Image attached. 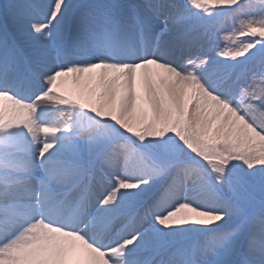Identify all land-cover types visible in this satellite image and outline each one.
Instances as JSON below:
<instances>
[{
	"label": "bare ground",
	"instance_id": "1",
	"mask_svg": "<svg viewBox=\"0 0 264 264\" xmlns=\"http://www.w3.org/2000/svg\"><path fill=\"white\" fill-rule=\"evenodd\" d=\"M78 1L80 0L0 1V47L3 50L4 45L9 41L8 44H11L12 51L20 50L24 53L25 59L31 58L36 64L42 63L40 62L41 59H49L47 57L53 53L58 55L62 63L57 67L64 70L62 79L67 84L69 97L78 103L76 106L83 109L86 115L83 121H77L82 123L81 139L85 149H89L88 147L92 144L91 140L88 141V137L90 135L95 136L98 126L100 127L102 122L112 123V119L116 118V115H118V121L121 123L130 121L129 125H131L140 121L139 111L141 110L139 108L134 109L132 105L131 97L135 92L138 95H144L151 102L154 109L153 118L155 119L166 116L167 109L171 111V109L181 106L196 135L209 143H219L224 154L239 156L242 150L247 148L249 133L252 132L241 117L238 108L230 104V97L224 99L219 93H211L204 85V79L201 77L205 69H213L217 65L210 57L198 52L196 47H192L196 33L199 32L198 36H201L200 29L204 30L205 27H202L200 23L181 22L173 8L165 12L157 10L159 13L153 14L149 19L153 25L149 26L148 30H144L146 33L143 32L144 38L149 39L144 40L149 45L146 46L143 57L127 59L135 63L120 66L119 63L123 61L125 56L115 50L112 55H106L102 60L91 57L90 59L99 62V67L94 68L90 65L91 61L85 57L70 58L68 51L73 50L76 53L82 51L91 56L90 45L96 39L97 44L92 45V47L102 49L101 36L103 32H114L113 38L120 40V34L115 31V26L103 18L105 10L98 11L97 8L105 7L103 4L108 3L111 7V13L107 16L112 15L120 18L119 32L122 35L131 33L138 38L137 32L140 29L139 26H136L139 25L137 22L148 21L145 7L152 8L153 3L152 0H83L77 3ZM70 2L73 3L72 7L69 5ZM260 2L262 3L264 0H260ZM85 7L90 8L94 19H89ZM156 23L160 28H165L166 32L160 34L158 26H154ZM44 28L49 31L56 28L61 37L65 38V41L56 45L49 36L42 37L41 32ZM25 35H35V37L40 35V38L37 37L38 39L29 45V42L27 43L25 40ZM153 38L154 41L156 39L158 42V51L155 47L152 50L151 39ZM119 43L121 47L122 43L125 42ZM137 43L139 42L137 41ZM132 45L134 47L139 46L136 43H132ZM192 48L197 54L184 58L187 51ZM64 52H66V56L61 59ZM2 53L5 57L6 53L3 51ZM150 59L155 64L152 61L149 62ZM166 60L172 62L171 67H163L157 64L158 61L165 62ZM235 65L240 72L239 67L243 64ZM230 66L226 67L229 68ZM232 67L234 68V65ZM56 69L50 70L49 74L55 75ZM172 71L175 74L169 77ZM128 73L130 74L129 78ZM120 76H124V78H119ZM5 77L3 74L0 79ZM41 82L49 87L50 94L54 93L55 87L49 86L53 85L54 79L50 80L41 76ZM214 83L215 81L212 84ZM8 90L9 88L0 86V217L11 213L17 221L10 222L13 227L9 232L6 231L7 228H10L9 225H5L3 229L0 228V264L1 261L8 260L7 256L13 259L10 264H106L105 259L114 262V264H159V261H162L161 264H178L177 243L174 244L173 241L156 251L146 249L145 257L151 260L145 261L138 241L144 235L142 233L140 237L142 231L145 230V235L150 232L146 221L142 219L146 220V215L143 213H148L147 210L143 213H137L138 209L135 211L132 207H128L120 209V211L125 210L126 212L118 217L109 216L107 218V203L113 200L117 206L119 201L111 197L106 199L105 196L102 197L103 206L98 210L100 216L89 219L90 214L84 213V208H88L89 202L85 201V197L79 199V196L75 200V196H77L75 193L76 183L62 184L66 187V189L59 188L64 195V200L57 209L52 208L54 212L51 214L55 216L54 220L58 221L60 215L67 212L74 213L72 218L75 220L73 224L76 223L75 230L83 224V221L91 220L86 232L80 233L81 237H76V234L69 232L66 226L60 230H55L51 223H41L39 218L41 217L40 212L43 210L40 209L39 205L43 202L42 200H40L41 202L36 200L35 205L26 204L25 201L18 205H7L8 199L12 197L20 196L23 197L21 200H24L33 196V189L26 192L23 188L16 186L17 183L29 185L33 178L43 181L44 191L51 195L49 198L57 197L46 184L45 168L42 167V161H39L43 156L40 159L37 157V146L44 150L42 154L48 150L55 151L53 136L51 133L48 134V126L43 125V121L39 117L29 113L30 108L33 109V107L22 101L25 100L24 98L22 100L14 99L11 94L5 92ZM66 95L63 92L62 97ZM42 100L41 104L46 99ZM87 108L93 110L94 114L89 115V112L85 110ZM187 109L188 112L186 113L185 110ZM116 111H118L117 114ZM66 122L69 126L75 124L71 120ZM151 124L154 134H156L157 125L155 121ZM169 125L168 123L166 128L171 131L170 138L181 132L175 126L168 127ZM23 132L25 134H20ZM42 132L47 133L42 134ZM117 144L118 138L114 136L110 139L108 146L114 148ZM96 148L94 147L92 150L95 151ZM116 153L119 154V152ZM124 154L120 153V155ZM106 157L110 158V152L106 154ZM2 159L9 160L7 162L10 164ZM130 162H133L130 157L122 161L114 157L107 164L112 170L114 169L113 172L119 177L130 180L132 174H137L138 177L140 175L134 171ZM189 165H191L190 161L178 163L168 183L170 188L164 192L165 198L161 194L157 197L160 199V203L159 208L156 209V214L166 216L162 219V223L167 218L166 224L174 225V220L182 222L186 218V210L181 211L176 207L182 199L187 203L190 202V196H185V198L182 196L185 194V190L190 195L199 197L197 201L195 196L191 200L200 205L203 214L201 217L206 221L212 222L215 218L206 214L210 209L222 212V208H226L225 210L228 212L226 215L216 217L219 223L231 219L232 215L235 216V207L221 205L218 199L217 206H211L212 201L207 202L216 198L215 191L208 189V187L206 189L203 183L205 179L197 171L188 169L187 166L189 167ZM193 165L195 166V164ZM200 167L204 168L203 165ZM143 168L141 172L147 170V168ZM156 173L157 171H154L151 176L160 175ZM144 176L147 179L151 177L148 174ZM11 184L13 188L6 187V185ZM170 194L171 198L169 199L167 196ZM148 205L154 207L151 203ZM94 206L97 210L101 204L98 203ZM170 206L174 207V214L168 211ZM110 208L113 207L110 206ZM132 214L136 216L129 225L130 217L127 218V216ZM122 218L127 219L125 226L128 228H119L113 232L115 223ZM149 218L152 220L150 215ZM44 220H46L45 217ZM217 227L218 225L214 226V228ZM223 228L225 231V227L217 228V230ZM194 236L191 235L181 244L182 249L186 251V255L189 257L188 260L194 258L188 249V245L192 243L189 240H196ZM125 237L130 238V241L125 240L123 242L121 239ZM242 239L243 244L239 248L240 257L249 262L250 260L253 261V264H264V217L261 216V212L252 215L248 234L244 235ZM99 241H102V244ZM103 246H110L109 248L112 250L105 255ZM140 247L142 246L140 245ZM3 250H5L6 257H3Z\"/></svg>",
	"mask_w": 264,
	"mask_h": 264
},
{
	"label": "rangeland",
	"instance_id": "2",
	"mask_svg": "<svg viewBox=\"0 0 264 264\" xmlns=\"http://www.w3.org/2000/svg\"><path fill=\"white\" fill-rule=\"evenodd\" d=\"M152 3V8L145 7L148 21H140L143 28H146V25H153L149 21L153 14L159 13L158 11H169L171 8L175 9L181 22L200 23L202 27H205L204 30L200 29L201 36H198L199 32L196 33L192 41V47H196L198 52L210 57L217 63L213 69H205L201 75L204 79V85L211 93H219L224 99L230 97V104L238 108L241 117L252 132L249 133L247 148H244L239 156L224 154L219 143H209L200 139L192 126L189 125L180 105L171 111L167 109L166 116L161 117V119L153 118L154 109L151 102L144 95H138L136 92L132 94L133 97L131 98L133 108L141 110L139 111L140 121L129 125L130 121L121 123L118 121V115H116V118L112 119V123L102 122L100 127L98 126L95 136L90 135L88 137L92 146L90 145L89 149H85L82 146V136L78 133L82 131V123L69 126L66 121L77 122L85 119L86 115L76 107L78 103L70 99L67 84L62 79L64 77L63 71L58 70L54 72L55 75L49 74L50 70H54L55 54L47 57L49 58L48 61L35 59L42 62L36 64L31 58L25 59L24 53L20 50L12 51L10 49L11 44H8L9 41H7L3 50L0 47V74H5L10 78L13 75V80L6 78L0 80V83L8 84L10 88L15 90V79L19 76L30 78V80L32 76L33 78L43 76L50 80L54 79L52 83H55V89L51 98H49L48 92L42 90L31 101L25 102L30 107L37 106L33 109L30 108V112H27L39 117L43 121L42 124L48 126V134L51 133L53 136L55 151L48 150L42 154L44 150L37 146V157L40 159L43 156L40 159L42 167L51 176L50 185L62 187L64 183L71 184L77 181V193H84L87 202L95 200L96 204H101L97 210L92 209L95 214H92L90 218L100 216L98 210L103 206L102 197L105 196L106 199L111 197L119 201L117 206L113 200L107 203V218L109 216L118 217L125 213V210L120 211V209L128 207L144 209L146 206L143 204L144 201L149 200L154 207L148 205L146 210L152 220L147 215L148 213L144 214L146 220L142 219L146 221L150 232L145 235V230L142 231L140 237L142 233L144 235L138 241L142 246L139 245V248L143 257L147 254L146 249L156 251L173 241L172 243H177L178 264H253V261L250 260V263L240 257L239 248L243 244V236L248 234L252 215L261 212V216L264 217V2L261 3L260 0H152ZM69 5L72 7L73 3L70 2ZM103 5L105 7H98L97 10H105L103 18H106L111 13V7L108 3ZM85 8L89 19H94L90 8ZM107 19L112 24L119 26L120 18L110 16ZM128 22L133 23L132 21ZM154 26H158L160 34L166 32L165 28H160L158 23ZM146 29L148 30V27ZM45 30L44 28L41 32L42 37L49 36L56 45L65 41V38L61 37L56 28L50 31ZM37 37L40 38V35L36 37L35 35H25V40L27 43L29 42V45H32L38 39ZM101 40L107 44L109 41L114 42L115 39L113 33L110 32L103 33ZM153 43V49L155 47L157 50L158 42L156 39L154 41V38ZM2 51H5V57ZM80 52L83 54L82 51ZM73 54L77 55L78 53H74L73 50L68 52L69 57ZM196 54L197 52L195 53L192 48L187 51L184 58ZM64 56H66L65 52L62 53V57ZM151 61L153 62L152 59L149 62ZM157 64L163 67H171V62L168 60L165 62L158 61ZM235 64H243L239 67L240 72L236 69L238 67ZM90 65L94 68L99 67V64L94 62H91ZM229 65L231 66L227 68L226 66ZM173 74H175L174 71L169 74V77ZM127 76L129 78L130 74L128 73ZM119 78H124V76ZM213 81H215L214 84H212ZM63 92L67 94L65 97H62ZM7 94L10 95V93ZM42 99H49V102L41 104ZM85 110L91 115L94 114L93 110L88 108ZM185 111L187 113L188 109ZM164 119L165 121H162ZM136 120L138 121V119ZM153 121L157 125L156 134H154L151 124ZM168 123L170 124L168 127L175 126L177 130L181 131L178 135H174L173 139L170 138V129L166 128ZM46 133L42 132V134ZM114 136H117L118 144L114 148H109L110 139ZM94 147H97L95 151L92 150ZM108 152H110V160L116 157L122 161L130 157L133 161L130 163L133 165L134 171L140 173L139 177L137 174H132L130 180H124L115 174L114 169L112 170L107 164L110 161L106 157ZM120 153L125 154L120 155ZM2 160L10 164L8 163L9 160ZM182 161H190L191 165L187 168L200 173V176L205 179L203 183L206 189L208 187V189L215 191L216 198L207 202L212 201L211 206H217L218 199L221 205L235 207V216L232 215L231 219L219 223L216 217L226 215L228 213L226 208H222V212L210 209L206 214L215 218L212 222L206 221L201 217L203 214L200 205L191 200L193 196L196 197V201L199 197L190 195L185 190V194L182 196L184 198L190 196V202L187 203L182 199L176 207L181 211L186 210V218L182 222L174 220V225L166 224L167 218L162 223V219L166 216L156 214V209L159 208L160 203V199L157 197L161 194L165 198L164 192L170 188L168 183L171 175L178 163ZM200 165H203L204 168ZM76 166H85V169L81 171V168ZM142 168H147V170L141 172ZM154 171L160 175L151 176ZM79 174L80 176H78ZM145 174L153 178L147 179ZM86 175L88 177L85 179ZM125 176L128 178L127 174ZM42 183L43 181L35 178L29 182V185L17 183L16 186L23 188L26 192L35 190L34 192L31 191L33 196L24 200H21L23 197L20 196L12 197L8 199L7 205H18L23 201L26 204L35 205L36 199L48 198V195L44 193ZM6 187L13 188L12 185H6ZM90 190H95V193L88 195ZM60 195L63 193L60 192ZM167 197L170 199L171 194ZM137 198H143L142 202H136ZM55 202L56 198L48 199L39 207L46 210ZM92 211L90 210V212ZM168 211L174 214V207L170 206ZM42 215L46 217L48 214L44 212ZM129 217L127 216V218ZM13 221H16L13 214L2 215L0 228L3 229L6 224L13 225L10 223ZM126 221V218L119 219V222L117 221L113 227V232L123 228ZM87 223L88 220L83 223L79 231H72L79 234L86 229ZM57 225L60 228V224ZM215 225H218L217 228L225 227V231L224 228L217 230L214 228ZM7 230L10 229L7 228ZM191 235H195L196 240H189L192 243L188 245V249L194 258L188 260L189 257L186 255V251L182 249L181 244ZM75 236L81 237L80 234ZM129 239L121 240L125 242ZM109 247H104L103 251L109 252L112 249ZM4 253L5 250H3ZM3 257H6L5 254ZM7 258L8 260L1 261V264H10L13 261L11 257L7 256ZM150 260L145 257L146 262ZM104 262L114 264V262H109L106 259ZM161 262L159 261V264Z\"/></svg>",
	"mask_w": 264,
	"mask_h": 264
}]
</instances>
